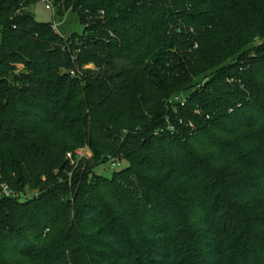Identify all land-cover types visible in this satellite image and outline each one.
Wrapping results in <instances>:
<instances>
[{"label": "trees", "instance_id": "obj_1", "mask_svg": "<svg viewBox=\"0 0 264 264\" xmlns=\"http://www.w3.org/2000/svg\"><path fill=\"white\" fill-rule=\"evenodd\" d=\"M33 1L0 0V264H264V0H54L68 36Z\"/></svg>", "mask_w": 264, "mask_h": 264}, {"label": "rangeland", "instance_id": "obj_2", "mask_svg": "<svg viewBox=\"0 0 264 264\" xmlns=\"http://www.w3.org/2000/svg\"><path fill=\"white\" fill-rule=\"evenodd\" d=\"M60 6V5H59ZM58 6V8H59ZM29 11L32 13L34 18L38 21H52V14L50 10L46 9L43 2L41 0H35L29 5ZM55 21L58 23V27L61 31H68V32H75L78 34H81L83 31V25L78 23V16L74 15L70 11L67 12L64 16L59 17L55 16ZM84 69H92L93 65L90 63H87L83 66ZM89 157V155H85L83 158ZM82 158V159H83ZM118 165L112 166L110 162L107 164H102L100 166H97L94 171L99 174L106 177H109L113 171L119 170L120 168L124 167L126 163L124 161L116 162ZM26 193H28V190H25Z\"/></svg>", "mask_w": 264, "mask_h": 264}, {"label": "built area", "instance_id": "obj_3", "mask_svg": "<svg viewBox=\"0 0 264 264\" xmlns=\"http://www.w3.org/2000/svg\"><path fill=\"white\" fill-rule=\"evenodd\" d=\"M41 1L43 2L45 8L50 10V12L52 14L53 20L50 23V27H51L52 31L59 36H63L64 31H61L59 29L58 23H56V21H55V16H57L58 6L61 4L60 1H58V2H55L54 0H41ZM67 12H69V11H67ZM85 25H87V24H85ZM109 35H110V37L113 36L110 32H109ZM70 74H74V71H70ZM85 155H89V151H88L87 147H81V148L75 149L74 151L67 152L66 158L70 160V163H73L74 161L76 162V161L82 159ZM111 165L114 166V165H118V164L112 162Z\"/></svg>", "mask_w": 264, "mask_h": 264}, {"label": "water", "instance_id": "obj_4", "mask_svg": "<svg viewBox=\"0 0 264 264\" xmlns=\"http://www.w3.org/2000/svg\"><path fill=\"white\" fill-rule=\"evenodd\" d=\"M69 34H70V32H67V33H66V36H68Z\"/></svg>", "mask_w": 264, "mask_h": 264}]
</instances>
